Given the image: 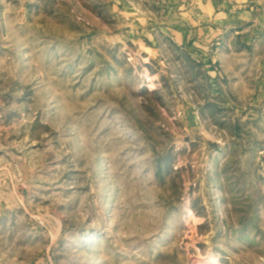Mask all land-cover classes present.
Returning <instances> with one entry per match:
<instances>
[{
    "label": "rangeland",
    "instance_id": "374dc122",
    "mask_svg": "<svg viewBox=\"0 0 264 264\" xmlns=\"http://www.w3.org/2000/svg\"><path fill=\"white\" fill-rule=\"evenodd\" d=\"M0 264H264V0H0Z\"/></svg>",
    "mask_w": 264,
    "mask_h": 264
}]
</instances>
